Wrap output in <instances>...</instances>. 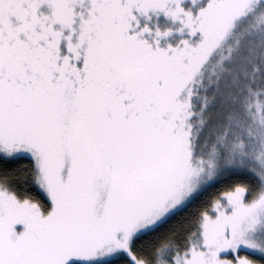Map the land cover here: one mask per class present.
<instances>
[{
  "label": "snow or ice",
  "instance_id": "1",
  "mask_svg": "<svg viewBox=\"0 0 264 264\" xmlns=\"http://www.w3.org/2000/svg\"><path fill=\"white\" fill-rule=\"evenodd\" d=\"M0 264H264V0H0Z\"/></svg>",
  "mask_w": 264,
  "mask_h": 264
},
{
  "label": "trees",
  "instance_id": "2",
  "mask_svg": "<svg viewBox=\"0 0 264 264\" xmlns=\"http://www.w3.org/2000/svg\"><path fill=\"white\" fill-rule=\"evenodd\" d=\"M222 186V185H221ZM216 189H213V191H215Z\"/></svg>",
  "mask_w": 264,
  "mask_h": 264
}]
</instances>
